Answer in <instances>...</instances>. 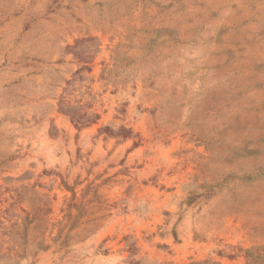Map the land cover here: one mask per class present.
I'll return each instance as SVG.
<instances>
[{
    "label": "rangeland",
    "instance_id": "374dc122",
    "mask_svg": "<svg viewBox=\"0 0 264 264\" xmlns=\"http://www.w3.org/2000/svg\"><path fill=\"white\" fill-rule=\"evenodd\" d=\"M0 264H264V0H0Z\"/></svg>",
    "mask_w": 264,
    "mask_h": 264
}]
</instances>
